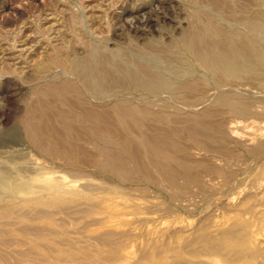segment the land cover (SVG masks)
<instances>
[{
  "label": "rangeland",
  "instance_id": "1",
  "mask_svg": "<svg viewBox=\"0 0 264 264\" xmlns=\"http://www.w3.org/2000/svg\"><path fill=\"white\" fill-rule=\"evenodd\" d=\"M198 13L257 58L210 67ZM94 50L163 83L94 89ZM0 264H264V0H0Z\"/></svg>",
  "mask_w": 264,
  "mask_h": 264
},
{
  "label": "bare ground",
  "instance_id": "2",
  "mask_svg": "<svg viewBox=\"0 0 264 264\" xmlns=\"http://www.w3.org/2000/svg\"><path fill=\"white\" fill-rule=\"evenodd\" d=\"M195 17V21H193L191 27H189L184 32L183 42L190 49H193L200 59L206 61L210 67H214L215 69H231L235 68L236 61L240 57L247 58L252 61L257 58V43H255L253 40L239 34H233L231 32L222 30L216 25L212 18L206 16L205 14L198 13ZM250 22L251 25H254V21L251 20ZM145 50L150 52H158L157 48L154 45L147 46ZM73 67H75V69H80L85 77L87 84H89L92 88L98 90H104L105 87H109L110 85L119 86L122 85L125 81H129L135 84V86H139L145 89H149L151 87L149 81H151L152 83H163L162 78L149 72L146 66L141 65L136 61H129L128 56L121 50L112 51L110 53L94 50L90 52V54L84 61H80V63H76L75 61L73 63ZM60 90L54 91L53 94L57 98L62 97L61 100H65L66 97L64 94L67 93L64 90ZM81 112L82 113H79L78 115L79 119L86 117L93 119L94 117H96L95 114H93V112L91 111L82 110ZM127 115L128 114H126V116ZM129 115L131 116V113ZM46 117V120L51 118L48 112ZM39 131L40 130H38V132Z\"/></svg>",
  "mask_w": 264,
  "mask_h": 264
}]
</instances>
